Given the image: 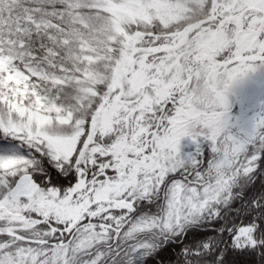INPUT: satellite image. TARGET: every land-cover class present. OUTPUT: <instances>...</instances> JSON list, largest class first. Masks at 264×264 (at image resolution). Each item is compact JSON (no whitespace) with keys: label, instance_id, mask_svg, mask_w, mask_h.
I'll use <instances>...</instances> for the list:
<instances>
[{"label":"snow or ice","instance_id":"obj_1","mask_svg":"<svg viewBox=\"0 0 264 264\" xmlns=\"http://www.w3.org/2000/svg\"><path fill=\"white\" fill-rule=\"evenodd\" d=\"M0 264H264V0H0Z\"/></svg>","mask_w":264,"mask_h":264}]
</instances>
